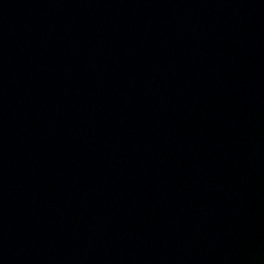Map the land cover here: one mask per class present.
I'll use <instances>...</instances> for the list:
<instances>
[{
    "label": "water",
    "instance_id": "obj_1",
    "mask_svg": "<svg viewBox=\"0 0 264 264\" xmlns=\"http://www.w3.org/2000/svg\"><path fill=\"white\" fill-rule=\"evenodd\" d=\"M0 264H264V0H0Z\"/></svg>",
    "mask_w": 264,
    "mask_h": 264
}]
</instances>
